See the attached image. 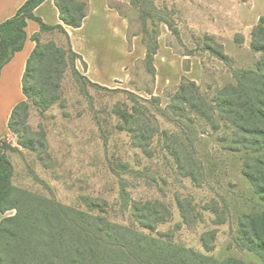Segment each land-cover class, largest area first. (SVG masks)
I'll use <instances>...</instances> for the list:
<instances>
[{
  "label": "rangeland",
  "instance_id": "obj_1",
  "mask_svg": "<svg viewBox=\"0 0 264 264\" xmlns=\"http://www.w3.org/2000/svg\"><path fill=\"white\" fill-rule=\"evenodd\" d=\"M109 2L125 18L129 49L135 48L141 60L129 81L111 86L87 82L77 61L80 77L65 73L55 104L46 110L30 105L21 112L15 121L18 133L3 139L13 185L219 260L264 264L237 243L239 220L264 212V202L243 174L252 153L232 149L231 125L220 120L214 128L192 113L190 120L169 112L173 123L159 118L161 130L188 137L183 143L197 160L192 169L176 162L163 136L155 138L148 153L135 147L113 115L117 104L130 106L129 93L146 100L156 96L166 108L183 78L195 81L211 101L224 86L236 83L234 71L256 69L261 54L252 50L251 39L264 18V0ZM41 40L67 48L59 32ZM151 40L159 44L155 75L146 65V41ZM215 43L228 61L214 54L219 50ZM149 106L158 110L157 104ZM135 208L152 230L140 226Z\"/></svg>",
  "mask_w": 264,
  "mask_h": 264
},
{
  "label": "trees",
  "instance_id": "obj_2",
  "mask_svg": "<svg viewBox=\"0 0 264 264\" xmlns=\"http://www.w3.org/2000/svg\"><path fill=\"white\" fill-rule=\"evenodd\" d=\"M46 0H27L16 15L0 25V73L16 52L23 49L26 26L29 20L40 26L32 40L36 47L30 55L23 79V92L27 100L13 110L9 129L18 133L15 121L30 105L46 110L60 97L61 81L68 70L80 77L77 61L87 71V65L71 44L65 26L80 28L86 17L87 0H56L63 24L50 26L34 14ZM59 32L67 48L54 41L42 42L46 33ZM146 65L155 75L154 60L159 49L158 41H146ZM214 54L228 61L220 44ZM251 48L260 53L256 69L233 72L235 84L224 86L211 101L200 91L195 81L183 78L170 104L161 108L160 99L146 100L129 93L130 106L117 104L113 115L119 119L133 145L145 153L151 150L156 137H165L166 149L179 165L193 169L197 164L194 153L179 134L161 130L159 118L173 123L172 115L190 119L189 113L204 119L212 127L219 121L233 128L232 149L252 153L245 159L243 174L255 193L264 202V18L252 31ZM87 82L98 85L85 77ZM128 94V93H127ZM146 103L141 105L140 102ZM157 104L152 111L149 105ZM152 120L155 127L151 126ZM179 125V124H178ZM0 135V212L6 216L0 223V264H245L230 257L219 260L193 249L178 245L163 237H155L107 218L66 206L41 195L17 188L12 183L14 173L5 155L6 143ZM186 143V142H185ZM193 146L192 141H190ZM193 175V172L192 174ZM140 226L144 219L135 208ZM138 212V213H137ZM238 247L260 257L264 263V212H252L239 220Z\"/></svg>",
  "mask_w": 264,
  "mask_h": 264
},
{
  "label": "crops",
  "instance_id": "obj_3",
  "mask_svg": "<svg viewBox=\"0 0 264 264\" xmlns=\"http://www.w3.org/2000/svg\"><path fill=\"white\" fill-rule=\"evenodd\" d=\"M27 0H0V25L12 19ZM87 14L80 28L65 26L73 50L87 65L86 77L101 86L116 81H129L136 63L141 60L136 49H129L126 40V22L109 0H87ZM34 14L50 26L63 24L56 0H46ZM264 17V13L260 14ZM27 40L22 50L15 53L0 73V135L10 136L9 122L14 108L27 98L23 92V79L27 61L36 47L32 40L40 31L37 22L29 20ZM159 84V83H158ZM8 214L0 212V223Z\"/></svg>",
  "mask_w": 264,
  "mask_h": 264
}]
</instances>
